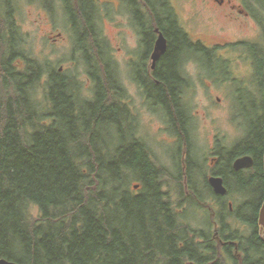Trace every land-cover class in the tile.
Here are the masks:
<instances>
[{
  "label": "trees",
  "instance_id": "trees-1",
  "mask_svg": "<svg viewBox=\"0 0 264 264\" xmlns=\"http://www.w3.org/2000/svg\"><path fill=\"white\" fill-rule=\"evenodd\" d=\"M60 2L93 83L90 100L80 97L74 77L47 71L21 50L12 0H0V259L16 264H222L212 238L183 223L181 208L173 206L162 188L163 170L153 165L145 147L130 131L125 140L121 137L127 118L124 114V122L118 120L124 105L114 98L117 81L96 30L95 0ZM125 2L136 9L139 0ZM144 2L148 32L154 22L168 45L154 76L161 88L172 89L175 52L183 40L173 36L175 22L163 0ZM260 62L256 76L261 86ZM39 88L42 109L35 103ZM147 95L163 109L176 112L180 107L172 92ZM237 99L246 100L245 106L253 110L246 111L251 129L227 151L220 176L226 183L229 177L248 197L243 207L249 217L237 218L250 232L236 239L241 259H232L264 264L258 225L264 199L261 162L246 177L231 167L240 155L257 157L264 150V100L257 106L249 94ZM168 119L173 127L170 115ZM113 125L116 146L113 139L103 142L113 137ZM133 181L138 189L131 186ZM219 234L224 240L232 238ZM231 250L227 247L225 253Z\"/></svg>",
  "mask_w": 264,
  "mask_h": 264
},
{
  "label": "rangeland",
  "instance_id": "rangeland-1",
  "mask_svg": "<svg viewBox=\"0 0 264 264\" xmlns=\"http://www.w3.org/2000/svg\"><path fill=\"white\" fill-rule=\"evenodd\" d=\"M163 1L172 21L189 32L191 37L195 34L203 38L206 44H209L212 38L215 40L213 42L217 43L221 42L218 38L248 39L241 50L232 52L240 55L238 57H233L229 51L221 52L224 72L218 76H208L210 68L204 57H196L203 64V72L199 71L194 61L186 59L187 63L182 72L186 84L190 87L181 95L182 102L179 105L184 109L181 108L182 111H187L189 123L186 129L189 133L187 138L178 140L174 135L176 130L168 119L169 115L172 121L176 118L172 108L163 109L156 105L152 98L145 97V94L132 87L128 67L129 55L139 52L136 46L137 29H134L131 20L133 13L137 12L136 9L129 7L125 0H95L99 8L96 30L105 43V53L112 64L113 76L117 81L118 90L114 98L121 100L124 105V113L118 115V120L124 122V114L127 118L128 128L122 124L124 129L121 137L125 140L130 131L132 139L141 142L153 165L163 170L162 188L167 191L173 206L181 208L183 223L198 233L207 234L218 249L214 234H224L232 237L228 241L237 242L236 239L247 236L250 232L237 218V215H242V219L249 217V210L243 207L248 197L237 190L229 177L227 183L222 182L227 190L223 196L216 195L208 181L214 177L212 174L216 172L217 164L221 163V160L226 161L227 151L241 143L247 131L251 129L252 121L247 117L253 110L249 104L245 106L246 100L237 99L239 95L249 94L257 106L264 100V80L261 86L257 80L258 87L253 77L245 80V83L239 81L254 72V61L250 62L251 58L243 51L249 44L256 47L257 60L261 61L264 73V26H261L262 23L264 25V3L259 0L245 1V9L252 12L254 19L263 28L258 29L261 33L257 40L255 23L244 20L241 28L218 16V13L202 0ZM238 2L239 0H235L236 4ZM12 4L22 35L21 50L41 62L47 71L74 77L81 87L80 97L90 100L94 91L93 83L86 73L81 55L75 49V37L60 0H12ZM150 28L152 29V25ZM236 84L240 90L233 87ZM41 90L39 88L35 93V99L38 101L35 103L42 109ZM158 97L160 98L159 94ZM115 133L116 126L113 125V137L109 135L110 140L107 138V141L103 142L109 143L113 139L112 144L116 146L119 138ZM220 148L222 159H213L214 151ZM188 163L190 170H187ZM131 184L133 189H138L136 181ZM256 203L257 200H254L253 206ZM259 232L264 240V229L260 226ZM219 253L218 260L222 264H239L232 259L233 249L229 255L220 251ZM237 259L240 260L241 256Z\"/></svg>",
  "mask_w": 264,
  "mask_h": 264
},
{
  "label": "flooded vegetation",
  "instance_id": "flooded-vegetation-1",
  "mask_svg": "<svg viewBox=\"0 0 264 264\" xmlns=\"http://www.w3.org/2000/svg\"><path fill=\"white\" fill-rule=\"evenodd\" d=\"M202 1L204 3H207L209 7L212 8L213 11H216L218 13V16H221L222 18L228 20L231 23L236 24L237 26H241L242 24H244V20L246 22L250 20L253 23H255L257 27L256 36L258 37L256 38L257 40H259V33L261 32L258 29L263 30L264 27L262 28L261 26H264V25L262 23L260 26L259 22L256 21V19H254L252 12L245 9L246 0H239L238 4L235 3V0H202ZM259 1L261 3L263 2L262 0H259ZM136 7H138L136 8L137 12L133 13V17L131 18V20H132V23H134L133 25L135 26L134 29H137L136 34L138 37H137L136 46L139 49V52L138 53L133 52V54L129 55L128 67L130 69V75H131L130 80L132 83V87L137 89L141 94H145V97L148 96L147 95L148 92L156 93V92H160L161 90L162 91L164 90L167 92H172L176 97L177 104L179 105V103L182 102L181 95L183 94L184 91L188 90L190 87L188 83L186 84L185 82L186 79L184 78L183 72H182V68H184V65L187 63L186 61L187 58H189V61H194L199 71L203 72L201 69L203 64L196 57L198 56L204 57V59L206 60L210 68V74L208 76L209 77L218 76L219 74H223L224 72V68H223L222 60H221V57L223 55L221 54V52L224 51V53H226L227 51H229V54H232L233 57L234 56L238 57L240 55L234 54L235 51L239 49L241 50V48L244 45H246L248 41V39H243L242 37L234 38V39L218 38L221 40V42L217 43V42H213L215 40L212 38V41L209 42V44H206L203 41V38L195 34L194 35L192 34V37H191L189 32L187 33V31L182 29L179 26V24L175 23V28L177 31L176 30L173 31V36H175V39H177V41H179L178 36H180L183 40V44H181L178 47V49H176L175 58H174L175 66H176L175 68L176 69L175 70V75H176L175 84L176 85H174L172 89L167 88V87L161 88V86H159V81L155 78L154 74L155 72H157L159 61L165 53L155 63L154 68L151 67L152 65L151 55L154 51V45H155V41L158 36V33L160 32L162 34V32L154 24V22L151 24L152 29H150V33L148 32L149 25L147 23V15H145V13L148 14V7L146 6L144 0H139L138 5H136ZM241 28L243 27L241 26ZM165 40H166V50H167V47H168L167 39L165 38ZM243 51L248 54L246 55L247 57L249 56L251 58L250 62L252 60L254 61L253 63L254 72H252L253 75L251 73V75L246 77V79L239 80L237 77H234V78H237L239 81H243L245 83V80H249L250 77H253L255 85L258 87L257 76H256L258 72L257 70L258 69V63H257L258 54L256 53V47H254L253 44H249L247 45L246 50H243ZM146 82L153 84V85L151 86L149 84L147 86L145 84ZM236 83L238 84L237 81ZM237 84L236 86H233V87L235 88L237 87L238 89L236 90H240ZM179 108L180 107H178L177 111L175 112L176 118L173 124V129L176 130L175 131L176 134L174 135L176 138H179L178 140L184 139V137L187 138L188 133H189L186 129L188 128V123H189L187 111H180ZM220 150L222 149L220 148L219 150L214 151L215 157L213 159H216V158L217 159L220 158L219 160L222 159L220 155ZM240 157H250L252 160V166L249 168H243L241 170L235 171L232 167V164L234 162L233 160L231 167L234 172L238 173L239 175L245 176V177H246L245 174L247 173L252 175L253 173H256V171H254V167H256L258 162L259 163L261 162L260 164L262 166V172L264 176V150L262 154L258 155L257 157L248 155V154H243L237 158H240ZM219 163L217 164L215 168L217 169L216 170L217 173L216 172L213 173L212 176L221 178L222 182L224 183L223 178L219 175L223 173V169L226 166V161L221 160V163L220 164ZM217 197L218 196H216V198ZM214 237H215L214 239L218 243V250L222 254L226 252L227 247H231L233 249V255L236 258L240 257V255H237L238 254L237 242L228 241L224 239L222 240L220 235L217 233L214 234Z\"/></svg>",
  "mask_w": 264,
  "mask_h": 264
},
{
  "label": "water",
  "instance_id": "water-1",
  "mask_svg": "<svg viewBox=\"0 0 264 264\" xmlns=\"http://www.w3.org/2000/svg\"><path fill=\"white\" fill-rule=\"evenodd\" d=\"M165 51H166V40L164 36L159 32L155 41L154 51L151 55L152 68H154L155 63L160 59V57L165 53ZM251 166H252V160L250 157L237 158L236 160H234L232 164V167L235 171L241 170L243 168H249ZM208 182L213 192L216 195L223 196L227 193V190L224 187L221 178L211 177ZM258 225L260 226L261 229H264V201L262 202L259 209ZM0 264H16V263L7 261L5 259H0Z\"/></svg>",
  "mask_w": 264,
  "mask_h": 264
}]
</instances>
